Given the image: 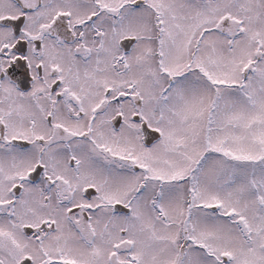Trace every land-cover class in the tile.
I'll list each match as a JSON object with an SVG mask.
<instances>
[{"label":"snow or ice","instance_id":"6c2138e0","mask_svg":"<svg viewBox=\"0 0 264 264\" xmlns=\"http://www.w3.org/2000/svg\"><path fill=\"white\" fill-rule=\"evenodd\" d=\"M0 264H264V0H0Z\"/></svg>","mask_w":264,"mask_h":264}]
</instances>
